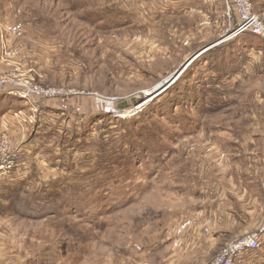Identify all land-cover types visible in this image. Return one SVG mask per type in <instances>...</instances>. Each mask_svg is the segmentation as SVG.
<instances>
[{
	"label": "rangeland",
	"instance_id": "1",
	"mask_svg": "<svg viewBox=\"0 0 264 264\" xmlns=\"http://www.w3.org/2000/svg\"><path fill=\"white\" fill-rule=\"evenodd\" d=\"M105 1L140 15L144 8L145 23L99 13L100 0H0V99L12 105L17 132L8 145H32L48 181L32 197L50 196L45 215L39 208L18 214L8 203L14 215L0 218V264H215L263 219L264 40L255 37L263 47H250L256 58L244 62V77L255 66V78L228 77L217 87L216 59L203 61L216 50L228 51V60L246 57L247 48H228L253 41L245 34L221 43L231 34L225 1L208 14L154 24L149 0ZM250 3L264 25V0ZM18 24L19 37L10 30ZM31 90L47 99L7 94ZM41 105L48 122L36 135ZM243 138L255 143L250 153L240 149ZM236 157L238 173H254L249 196L238 192ZM223 204L246 229L230 239H218ZM238 264H264V236Z\"/></svg>",
	"mask_w": 264,
	"mask_h": 264
},
{
	"label": "crops",
	"instance_id": "2",
	"mask_svg": "<svg viewBox=\"0 0 264 264\" xmlns=\"http://www.w3.org/2000/svg\"><path fill=\"white\" fill-rule=\"evenodd\" d=\"M84 0H77V4H75L76 6H79L80 4H82ZM154 4V7H156L157 10H155V19L152 21V24H154V22H159L162 18L164 17H180V16H193L196 15L197 13H202L204 11H206V14H208V11L213 9L214 7H218L221 6V2L225 1L227 9L232 5L231 4V0H149ZM96 2L98 3L99 0H96ZM101 4L100 5V12L104 14L105 16H109V14L112 15H118L120 14V22H122V19L124 21V23L129 22V18L131 17V21L132 22H136V25L140 24L143 25V23H145V15H144V8H143V14L140 15L135 9V11L132 10L131 7L126 6V5H119V4H114L111 2H107L105 0H100ZM110 4V5H109ZM105 9V10H103ZM88 11L94 12L92 10V8H89ZM135 13V14H134ZM118 19L119 17L116 16ZM150 23V22H148ZM240 42V41H239ZM221 43H217V44H213L214 47H218ZM207 48V47H206ZM211 48V49H212ZM205 49V48H204ZM208 49L206 51H204L202 54L206 53L207 51L211 50ZM203 50V49H202ZM246 51V50H245ZM233 53L235 52V50L232 51ZM246 53H249L248 56L244 57L245 55L242 56H238L234 55V61L232 62H228L224 65V67H215L216 69V76L219 79H222L221 83L217 84V87H221V85L225 84V82H229L228 80H225V78L231 77L232 79H234L233 81H236L238 83H240V80L246 77L249 78V81L252 80L253 78H255L257 71H256V67L252 66V67H248V73L249 74H245L246 77H244V71H245V64L244 62H248V65H252L250 64L252 58H256L255 56L252 57V52L250 49L247 50ZM201 55V54H200ZM200 55L197 57L199 58ZM245 81V80H244ZM235 83V82H233ZM250 83V82H249ZM9 104L8 102H4V100L0 99V136L3 134H7L9 137H13L17 134L16 132V128L13 127L11 124H14V122L11 120V113L12 110L14 111L12 105H9V108H6L5 105ZM15 108L20 107V106H15ZM12 109V110H11ZM43 110V112L41 111ZM48 115H49V110L47 108H45L43 105L40 106V114L38 116V127L36 128V130L39 132L36 135H41L42 131H39V128L41 127L42 129V125L44 122V125H46V123L48 122ZM10 134V135H9ZM243 141H246L247 143H243L242 146H240V149L245 153H250L251 148H254L255 143L250 139V138H243ZM227 149V148H226ZM38 150V149H37ZM37 150H35L37 152ZM32 145H26L23 147H19V162H18V166L15 169V171L9 175V176H4L0 178V218H5V217H11L14 214L13 213H9V211H7L6 206L8 205V201L6 196L14 191H21L23 195L27 196V197H32L33 194H31V191L34 187H37L35 189H37V191H43V188L46 189L47 188V177L44 178L45 175H47V173H43L42 172V167L40 166L38 160L36 157H40V155L38 153L35 154V158H33V153H32ZM237 157H239L237 155ZM237 157L234 158V164L232 166L231 164V169H233L234 171H236V176L239 180V182L236 183V185L238 186L239 189V193L241 194L242 191L245 192L242 195H250V189L253 186V181L254 178V173L251 170H247L245 169L243 172L239 171L238 173V165L236 162H238ZM256 164H254V166H259V162L256 160ZM246 165V164H245ZM257 166V167H258ZM224 168H228V165H226ZM260 168V167H258ZM207 171L210 173H213L214 170H212V166L209 162L208 166H207ZM207 172V173H208ZM224 172L229 175L230 174V170L228 168L224 169ZM264 174V173H263ZM239 176V177H238ZM218 187V184H217ZM223 190L221 194H225V188L221 187L219 185V191ZM217 190V188L214 190L212 189V192L215 193ZM237 192V193H238ZM208 199H210L211 197H213L211 195H208ZM225 197H228V194L223 195ZM232 198L234 196H231ZM225 204H223L224 206ZM198 211H202V208H196ZM223 212L224 215L222 217V221L219 222L218 224V239H222V238H233L237 235H239L243 230H246L245 227H243L244 229H242V226H244V224H242V222L240 223H236L234 222V220L232 218L229 217V205L224 206L223 207ZM205 210V209H204ZM220 210H222V208H220ZM227 210V211H226ZM226 212H227V216H226ZM232 219V222L231 220ZM227 220V222L225 224L222 225V223ZM251 226V225H250ZM249 226V227H250ZM227 241V240H226ZM155 248V246H154Z\"/></svg>",
	"mask_w": 264,
	"mask_h": 264
},
{
	"label": "built area",
	"instance_id": "3",
	"mask_svg": "<svg viewBox=\"0 0 264 264\" xmlns=\"http://www.w3.org/2000/svg\"><path fill=\"white\" fill-rule=\"evenodd\" d=\"M231 6L227 9L226 17L229 19V27L231 28V34L228 35L227 40L221 41V43L230 41L234 38L245 34H251L256 37H260L264 40V25L260 23L258 18L252 13V5L250 0H231ZM16 36H21L22 26L20 24L14 25L10 29ZM28 88V87H27ZM16 93V94H14ZM9 96L18 95L23 100L33 99H47L42 91L31 90L25 92H7ZM51 97V95H46ZM67 111L65 107H61ZM108 110L107 112H110ZM9 136L3 134L0 136V178L11 175L17 168L19 161V150L11 149L8 145ZM262 191L264 200V177L262 179ZM263 219L261 225L255 231L243 235L238 239L233 240L229 246L225 249L223 255L219 257L215 264H238V260L245 256L249 252L259 250L261 247V239L264 236V207H263Z\"/></svg>",
	"mask_w": 264,
	"mask_h": 264
},
{
	"label": "trees",
	"instance_id": "4",
	"mask_svg": "<svg viewBox=\"0 0 264 264\" xmlns=\"http://www.w3.org/2000/svg\"><path fill=\"white\" fill-rule=\"evenodd\" d=\"M248 35H250V37H252L253 39V41H248V42H244V43H246L245 45H243V47H241L240 46V44L237 46V48H235V49H231L232 48V46H231V48H228V50L229 51H233V50H239V49H246L247 48V50L248 49H251V48H255V47H257V48H259V47H263V45H259V43H256L255 41H254V39H255V37L256 36H254V35H252L251 36V34H248ZM247 39H250V38H247ZM247 39H243V40H247ZM237 42V41H236ZM243 43V44H244ZM261 44V43H260ZM219 47V46H218ZM251 47V48H250ZM217 47H215V48H212L211 50H209V51H207L206 52V54L208 53V52H211V51H214V49H216ZM227 49V48H226ZM245 51V50H244ZM219 52V50H216V51H214V52H211L208 56H209V58H207V59H205L203 62L204 63H206V62H208L209 61V59L210 58H212V59H216V61H215V67H218V66H222V67H224V65L226 64V63H228V62H232V61H234V59L232 58L231 60H228V58H227V56H223V55H226L227 54V52H225V54H222V53H218ZM218 53V54H217ZM224 53V52H223ZM233 53V52H232ZM205 54V53H204ZM203 54V55H204ZM218 55V57H217V55ZM202 55V56H203ZM215 55V56H214ZM233 55V54H232ZM213 61V60H212ZM213 67H214V65H213ZM192 74H194V73H192ZM89 123H91V122H89ZM6 198H7V201H8V203H9V206H10V210H12V211H14V212H16V213H20L21 214V212H22V210L25 208V209H29L30 211H32V210H35L36 208H39V212L41 213L40 215H45V214H49L50 213V209L48 208V206H47V204H48V201H49V199L48 198H50V196L49 195H41V196H39V197H37V200H34V197H27V196H25V195H23L22 194V192L21 191H14V192H12V193H10V194H8L7 196H6ZM33 212V211H32Z\"/></svg>",
	"mask_w": 264,
	"mask_h": 264
},
{
	"label": "water",
	"instance_id": "5",
	"mask_svg": "<svg viewBox=\"0 0 264 264\" xmlns=\"http://www.w3.org/2000/svg\"><path fill=\"white\" fill-rule=\"evenodd\" d=\"M211 47V46H210ZM209 47L203 49L202 51H200L199 53H197L195 56H193L186 64L183 65V67L173 76L170 78V80H168L167 82H165L163 85H161V87L163 88L164 86L166 88H168V86H170L171 84H173L182 74V72L184 71V69H186V67L193 62L200 54H202L204 51L208 50ZM159 89V88H158ZM157 90L154 91V94Z\"/></svg>",
	"mask_w": 264,
	"mask_h": 264
},
{
	"label": "bare ground",
	"instance_id": "6",
	"mask_svg": "<svg viewBox=\"0 0 264 264\" xmlns=\"http://www.w3.org/2000/svg\"><path fill=\"white\" fill-rule=\"evenodd\" d=\"M211 48H212V47H209L208 49H211ZM196 59H197V58H196ZM156 90H157V91L155 92V94L158 93V89H157V88H156ZM155 94H154V91H152V92L150 91V93H147V94H146L147 96H146V99H145V100H150L151 97H152V95H155Z\"/></svg>",
	"mask_w": 264,
	"mask_h": 264
}]
</instances>
